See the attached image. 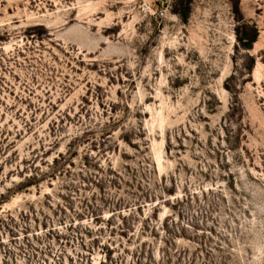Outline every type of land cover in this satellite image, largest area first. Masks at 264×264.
<instances>
[{"label":"rangeland","instance_id":"rangeland-1","mask_svg":"<svg viewBox=\"0 0 264 264\" xmlns=\"http://www.w3.org/2000/svg\"><path fill=\"white\" fill-rule=\"evenodd\" d=\"M0 264H264V0H0Z\"/></svg>","mask_w":264,"mask_h":264}]
</instances>
